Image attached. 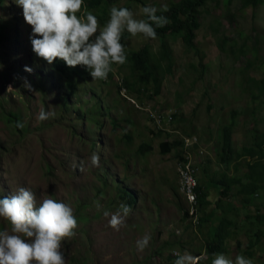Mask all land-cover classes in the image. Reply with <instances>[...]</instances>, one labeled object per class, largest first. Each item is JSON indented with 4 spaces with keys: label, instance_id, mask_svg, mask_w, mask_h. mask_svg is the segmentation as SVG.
<instances>
[{
    "label": "rangeland",
    "instance_id": "rangeland-1",
    "mask_svg": "<svg viewBox=\"0 0 264 264\" xmlns=\"http://www.w3.org/2000/svg\"><path fill=\"white\" fill-rule=\"evenodd\" d=\"M173 1L108 0L87 9L84 0L76 15L82 18L91 11L99 31L114 6L144 19L141 7L159 8ZM196 15L195 47H189L180 35L167 36L170 71L162 61L157 94L152 93L151 83L140 93L127 90L133 102L119 95L111 82L114 74L92 80L83 66L53 72L52 64L32 51V29L22 8L14 0H0V198L25 187L35 193L38 203L51 196L70 206L78 226L74 237L61 242L66 264H174L177 253L202 256L222 218L230 222L222 253L232 260L242 255L253 264H264V234L258 240L254 236L262 225L253 224L256 213L264 215V177L263 188L244 202L245 195H236L233 184L216 208L207 204L209 220L198 228L182 217L185 204L176 171L180 146L172 144L170 151H161L163 141L180 143L182 134L196 137L197 147L203 150L196 157L201 163L198 182L212 197L213 183L205 188L204 181L215 182L222 173H234L232 163L227 168L220 158L223 127L233 111V151L244 145L264 147V96L257 89L264 78V0L255 8L241 7V0H208ZM121 43L126 54L146 43L154 52L160 48L158 38L146 39L143 34L133 37L124 32ZM110 67L120 77L128 72L123 65ZM25 81L32 91L24 87ZM70 87L74 90L65 95ZM254 94L259 96L253 98ZM65 101L66 108L62 107ZM42 108L54 116L39 121ZM170 112L175 115L172 121L156 130L152 115ZM11 119L24 127L16 128ZM93 152L100 156L99 167L89 166ZM235 158L239 171H244L249 159ZM118 187L131 190L136 201L128 204L120 198ZM121 202L130 205L132 212L117 231L108 226L110 217L103 211L114 212ZM198 213L204 216L200 207ZM5 230L10 232L11 225L0 218V231ZM146 234L151 240L139 251L136 242ZM206 263L209 260L201 261Z\"/></svg>",
    "mask_w": 264,
    "mask_h": 264
},
{
    "label": "clouds",
    "instance_id": "clouds-1",
    "mask_svg": "<svg viewBox=\"0 0 264 264\" xmlns=\"http://www.w3.org/2000/svg\"><path fill=\"white\" fill-rule=\"evenodd\" d=\"M14 2L22 8L23 18L31 26L29 39L32 51L38 58H42L49 65L59 59L68 67L83 66L92 80H105L108 74L113 78L114 74V80L111 82L116 84L119 95L122 93V97L133 102L134 98L125 94L127 89L123 83V76L120 77L115 71L110 72L112 64L123 65L127 61L125 46L121 43L122 34L127 32L133 37L143 34L146 39H156V29L170 22L168 17L163 15L169 11L166 4L159 8L151 5L141 7L140 13L146 17L144 19H136L135 14L128 8L114 6L110 9L108 22L98 31L97 17L91 11L85 12L82 18L76 15L81 10L84 0H14ZM158 12L161 14L157 15ZM2 67L0 65V68ZM24 70L29 73L32 71L27 66ZM24 87L32 91V86L27 81ZM160 115L164 117L169 115L172 118V112ZM52 116L54 113L42 108L37 119L43 122ZM171 118L169 121L162 120L160 126H157L155 116L152 115L154 128L162 130L164 124L171 122ZM15 126L24 127L19 121ZM182 137L188 136L182 134L181 142ZM194 144H197V139ZM201 151L203 150L200 148L199 152ZM89 159L90 167L100 166L98 153L93 152ZM177 188L185 204L182 217L187 223L192 224L193 215L189 214L187 201L179 190V183ZM95 204L99 210L101 208L99 201ZM198 207L197 202V221L200 216ZM131 212L132 207L121 202L114 212L105 210L103 215L106 218L110 217L108 226L118 231L125 225L126 218ZM0 218L11 225L10 232L0 231V264H66L61 242L66 237H74L76 235L74 229L78 226L70 206L51 196L43 198L38 203L33 191L19 187L14 194L0 198ZM150 240L151 236L147 234L137 240V249L143 251ZM176 255L174 264H201V261L209 259L207 254L193 256L185 252ZM211 264H253V261L242 255L232 260L223 253H213Z\"/></svg>",
    "mask_w": 264,
    "mask_h": 264
},
{
    "label": "trees",
    "instance_id": "trees-1",
    "mask_svg": "<svg viewBox=\"0 0 264 264\" xmlns=\"http://www.w3.org/2000/svg\"><path fill=\"white\" fill-rule=\"evenodd\" d=\"M106 1L108 0H86V7L87 9L98 8L102 4L106 3ZM207 1L208 0H175L169 4V11L163 13V15L167 16L170 22L166 26L156 29V38H158L160 41L159 51L154 52L150 49V45L146 43L142 45L138 50H134L126 54L127 61L125 64H123V66H126L128 68V72L125 73L123 77V83L128 91L140 93L141 91H145L147 86L151 83L153 84L152 93L157 94L159 92L161 85L160 76H162V74H160L159 72V70L162 69L161 62H166L165 69L167 70V72L170 71L172 66L171 51L164 39L167 36L180 35L189 47H195V31L199 27V21L196 13L199 8L205 5ZM261 2L262 0H241V7L255 8ZM160 14V12L157 13V15ZM149 39L152 40L151 38ZM52 67L55 69H51L53 72L58 71L61 73H64L71 68L66 66L65 63L59 59L54 61ZM257 86L259 93L264 96V78L259 79V83L257 84ZM73 90L74 88L70 87L68 92H65L64 94H68L69 96ZM256 96L259 95L254 94L253 98H255ZM66 106L67 102L65 101L62 107L66 108ZM64 108L63 111H65ZM234 112L235 111H233L230 117V122L223 127L220 157L221 162L225 163V166L227 168L230 167L232 163L234 173L230 175L222 173L215 182H207V180L204 181L205 188L210 186L209 183H213L212 187L215 189V191L212 197L209 194L210 192L208 193V191L203 189V187L198 182V186L196 187L197 202L199 207L202 208V211H204V216H199L198 221L194 224L198 228L203 225L202 221L209 220L207 212L211 210L207 208V204H210L211 208H216L219 202L228 196V193L232 190L231 187L233 184L236 186V195H245L241 199L242 202L248 200L249 195H252L263 188L262 181L264 177V163H262V160L264 159V147L261 145V143L257 144L256 146L244 145L237 153L233 151L231 145V128L234 123ZM63 114L64 112L61 113V115ZM160 116L163 117V115ZM174 117L175 115L173 113L171 121ZM11 120L16 125V119ZM113 126H116V123L114 121ZM172 144H178L180 146V149L176 152L178 162L186 163L189 158H191L192 163L200 162V160L196 158L200 151V148L197 147V144H194L186 149L184 148L183 142L181 141L180 143L163 141L160 143L161 151H170ZM143 149L145 150L146 148L143 147ZM192 152L194 153L195 159L193 158ZM195 153H197V155ZM200 153H202V151ZM188 155L190 157H188ZM234 155L237 158L243 157L249 159L245 162L244 171H239V162L236 160ZM243 178H245L247 181H243ZM211 181H213V179H211ZM117 189L120 192L118 193L119 197L125 198L128 201V204H133L136 201V195L128 188L118 187ZM255 219L256 221H253L254 225H257L258 223L262 225V227L257 228L254 232L255 239L258 240L259 237L264 234V215L256 213ZM229 223V220L226 218L220 219L216 225L214 232H212V234L208 238L205 249L206 254L210 258L208 259L209 263L206 264H211L213 253H222L225 251V238L229 233ZM188 225H191V223H188Z\"/></svg>",
    "mask_w": 264,
    "mask_h": 264
},
{
    "label": "built area",
    "instance_id": "built-area-1",
    "mask_svg": "<svg viewBox=\"0 0 264 264\" xmlns=\"http://www.w3.org/2000/svg\"><path fill=\"white\" fill-rule=\"evenodd\" d=\"M170 116L161 117L160 115L155 116V122L157 126H160L162 120L169 121ZM184 148L188 149L194 142L196 138L182 137ZM189 151V150H188ZM188 157H190L188 155ZM176 171L178 174L179 190L183 193L185 200L188 204L189 214L193 215L192 222L197 221V196L195 193L196 187V173L198 171V164L192 163L191 158L188 159L186 163L178 162L176 163Z\"/></svg>",
    "mask_w": 264,
    "mask_h": 264
}]
</instances>
